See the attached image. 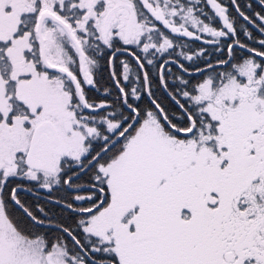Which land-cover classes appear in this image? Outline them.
<instances>
[{"label":"snow or ice","instance_id":"obj_1","mask_svg":"<svg viewBox=\"0 0 264 264\" xmlns=\"http://www.w3.org/2000/svg\"><path fill=\"white\" fill-rule=\"evenodd\" d=\"M205 2L0 0V264H264V39Z\"/></svg>","mask_w":264,"mask_h":264},{"label":"trees","instance_id":"obj_2","mask_svg":"<svg viewBox=\"0 0 264 264\" xmlns=\"http://www.w3.org/2000/svg\"><path fill=\"white\" fill-rule=\"evenodd\" d=\"M193 3H195V0H192ZM220 3H222L223 6L227 7L229 10V13L232 17H236L237 18V31L239 33V39L241 42L245 43L246 45H248L249 47H253L256 49L260 48V45L258 43V41L260 39H264V36L261 35V33L258 31L257 28H254L252 25H248L246 22L242 21V18L238 17V13L234 10L235 6L232 5V0H219ZM237 3L239 4L241 10H243L247 15H249L250 17H252L253 19H255V13L257 12H261L264 13V7H262L259 3V0H237ZM248 5H251V7H248ZM199 8L201 11H206L207 13L210 14L209 16V21L213 24H216L217 26H219L218 24V17H215V14L213 13L212 9L210 6H208L205 2V0H200V4H199ZM202 19L204 17H201ZM243 24L245 27L248 28L249 32L251 33L252 39H249L248 37H246L243 34V28H241L239 25ZM157 26L159 28H161L162 31L168 32L167 29H164L163 26L161 24H159V22H157ZM169 35H174V34H170ZM205 39H210V37H205ZM231 42V41H228ZM175 43L177 44H187L189 48H192L193 50L199 48V47H205V48H210V45H206L203 44V41H192L189 38H184V37H179L175 40ZM180 48H177L176 51H180ZM242 50H240L239 48H237V52L240 53ZM244 54H247L246 52ZM130 57L127 56V54L121 55L118 57L117 63L119 62L120 59H129ZM106 59L107 57H105L104 61H101V65L103 66V71L100 72L96 77V81H97V87L96 88H92L90 90L87 91V96L89 98L90 101H94L96 103H99L102 99L105 98V93H104V89L105 88H109L111 87V80L109 77V71L106 65ZM168 59L167 56H164L162 59H157L154 61V63H156L157 65L164 63V61ZM167 67L172 69V72L174 74H178L176 67L169 64ZM150 71L152 72L153 75H157L159 69L158 68H151L150 67ZM167 75V73H166ZM169 82L171 83H178V81H173L171 79V77H169ZM87 87V86H86ZM156 91V95L160 96L161 99L163 100V102L165 104H169V101L167 99L164 98L163 94H162V89L159 88V81H158V75H157V79H156V84H155V89ZM114 92V89H113ZM107 99L109 101H114L115 100V95L109 96L107 97ZM178 115V113H177ZM26 185V184H25ZM14 186V185H13ZM27 187V186H25ZM28 187H30V185H28ZM27 187V188H28ZM33 191H38L39 193H41L43 196L48 197V193L45 190H33ZM62 193V192H61ZM53 196H61L64 195V193L57 195V193H53ZM20 199L22 200V202L29 204L33 207V209L35 208V205L37 203L41 204L42 206H44L45 208H49L51 209V206L46 203V199L44 201H37V199L31 194H27L24 191L20 193ZM52 211H58L56 209H51ZM12 213L14 216H16L17 218H19L22 214V211L20 209L14 208L12 209ZM54 234L55 231H51Z\"/></svg>","mask_w":264,"mask_h":264},{"label":"rangeland","instance_id":"obj_3","mask_svg":"<svg viewBox=\"0 0 264 264\" xmlns=\"http://www.w3.org/2000/svg\"><path fill=\"white\" fill-rule=\"evenodd\" d=\"M235 10V9H234ZM174 66V65H173ZM24 186H27L28 187V185L26 184V185H24ZM23 192V191H22ZM36 193H39V192H37V191H35ZM26 193V192H25ZM57 193V195H59V194H62L61 192H56ZM27 194H29V193H27ZM41 194V193H40ZM29 195H31V194H29ZM34 196V195H33ZM36 199H37V201H44L45 199L47 200L48 199V197H46L45 199H44V197L42 196V198L41 197H39V196H34ZM56 234H54L53 232H51L50 233V236H52V237H54Z\"/></svg>","mask_w":264,"mask_h":264},{"label":"water","instance_id":"obj_4","mask_svg":"<svg viewBox=\"0 0 264 264\" xmlns=\"http://www.w3.org/2000/svg\"><path fill=\"white\" fill-rule=\"evenodd\" d=\"M26 192L29 193V194H32V195H37V194H34V192H28V191H26Z\"/></svg>","mask_w":264,"mask_h":264},{"label":"flooded vegetation","instance_id":"obj_5","mask_svg":"<svg viewBox=\"0 0 264 264\" xmlns=\"http://www.w3.org/2000/svg\"><path fill=\"white\" fill-rule=\"evenodd\" d=\"M38 192V191H37Z\"/></svg>","mask_w":264,"mask_h":264}]
</instances>
